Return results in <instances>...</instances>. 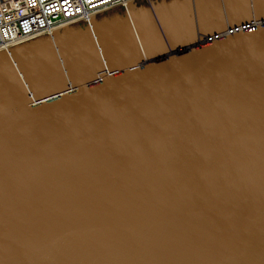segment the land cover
<instances>
[{
  "label": "water",
  "instance_id": "1",
  "mask_svg": "<svg viewBox=\"0 0 264 264\" xmlns=\"http://www.w3.org/2000/svg\"><path fill=\"white\" fill-rule=\"evenodd\" d=\"M0 264H264V0L0 52Z\"/></svg>",
  "mask_w": 264,
  "mask_h": 264
},
{
  "label": "built area",
  "instance_id": "2",
  "mask_svg": "<svg viewBox=\"0 0 264 264\" xmlns=\"http://www.w3.org/2000/svg\"><path fill=\"white\" fill-rule=\"evenodd\" d=\"M135 0H0V52Z\"/></svg>",
  "mask_w": 264,
  "mask_h": 264
},
{
  "label": "bare ground",
  "instance_id": "3",
  "mask_svg": "<svg viewBox=\"0 0 264 264\" xmlns=\"http://www.w3.org/2000/svg\"><path fill=\"white\" fill-rule=\"evenodd\" d=\"M133 2V1H132ZM131 3V2H130ZM128 6V5H127ZM89 21H91V19L89 20ZM64 28H66V27H64ZM60 29H63V27L62 28H59L58 30H60ZM58 30H56V31H58Z\"/></svg>",
  "mask_w": 264,
  "mask_h": 264
}]
</instances>
